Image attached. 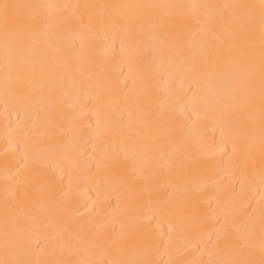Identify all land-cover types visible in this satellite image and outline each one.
Returning <instances> with one entry per match:
<instances>
[{"label": "bare ground", "instance_id": "bare-ground-1", "mask_svg": "<svg viewBox=\"0 0 264 264\" xmlns=\"http://www.w3.org/2000/svg\"><path fill=\"white\" fill-rule=\"evenodd\" d=\"M11 2L61 7L30 10L59 23L51 27L41 24L35 39L21 30L7 65L0 30V259L6 245L32 260H106L112 264L115 259L126 258L169 264L170 258L206 259L208 250L200 238L215 234L225 224L227 214L228 236L219 242L218 250L232 247L238 240L247 241L249 251L259 260L264 244V220L260 218L264 189L258 184L259 166L255 174L250 170L248 175H233L228 155H212L202 142L196 147L183 137L191 104L185 100L184 107L178 98L194 89H189L190 77L162 43L177 29L153 26L152 18L163 17V10L134 6L259 5L260 0ZM64 5L81 7L73 8L68 17ZM84 5L132 7L118 8L109 13L111 22L99 23L106 10ZM89 13L96 17L91 24ZM229 20L230 13L218 31L224 33ZM128 31L130 39L125 38ZM165 31L167 36H162ZM146 32H152L153 38L145 39ZM259 32L257 9L254 36ZM78 51L83 55H77ZM190 54L186 41L180 55ZM219 55L217 71L221 74L231 73L249 58L254 62L244 84L249 98L233 105L229 118H238L252 133L258 160L262 111L259 40L251 47L241 46L239 41L235 47L221 45ZM13 78L14 85L10 82ZM49 81L51 88L46 86ZM22 84L25 88L37 84L45 95L51 92L55 105H25L17 99ZM206 91L202 86V92ZM66 96L71 97V106L63 99ZM169 96L176 98L171 105L176 111L167 113L172 121L157 123V105H163ZM250 113H254L253 119ZM201 116L200 132L208 144L218 142L219 132L210 126L213 114ZM173 125L174 131H165ZM98 128L106 140L105 151L121 160L124 174L117 167L96 168ZM173 141H182L181 146L187 145L198 156L197 163L187 166L188 173L179 177L163 167L165 161L160 159L162 153L171 152ZM238 150L243 151V147L238 146ZM134 151L142 152L147 162H154V181L134 178ZM225 152L230 154L231 146ZM124 153H128L126 160ZM17 164H22L21 168L17 169ZM26 190L31 193L29 198L22 196ZM178 207L182 210L177 211ZM121 232L128 233L125 251L107 243L98 248L91 245L92 240L107 241Z\"/></svg>", "mask_w": 264, "mask_h": 264}, {"label": "snow or ice", "instance_id": "snow-or-ice-1", "mask_svg": "<svg viewBox=\"0 0 264 264\" xmlns=\"http://www.w3.org/2000/svg\"><path fill=\"white\" fill-rule=\"evenodd\" d=\"M60 8L59 5H30L11 2V0H0V30L3 32L4 38V54L6 65L9 62L12 52H14L18 36L21 30H24L25 35H31L33 39L36 36V30L43 25L51 27L53 21L45 17L33 15L32 9ZM68 17L72 16V9L81 7L80 5L62 6ZM84 8H102L105 9L103 18L99 23L111 22L109 13H114L118 8L132 7L124 5H84ZM137 8H152L163 10L164 16H154L152 18L153 26L159 28L167 25L168 27L175 26L176 32L166 41L167 46L171 50L172 60L178 61L183 66L186 74L190 77L187 80L190 91L187 96L178 98L179 103L184 107V101L188 100L191 104V110L187 112L188 119L184 123L183 137L194 142L196 147L202 142L208 153L218 155L225 153L229 156L231 164V172L233 175L241 173L248 175L251 170L255 174L257 165L259 166L258 184L264 189V0H260L259 5L248 4H203V5H185V4H165V5H137ZM258 9V18L260 22V32L258 37L253 34V25L256 20V11ZM231 16V20L227 21L225 32L218 31L219 26H223L226 21V14ZM96 21L95 15L88 14L89 24ZM80 23L83 24V17L80 18ZM225 33H228L227 35ZM131 32L128 31L126 39L131 38ZM167 36V31L161 34ZM145 39H152V32L144 33ZM260 43V61H259V76H260V104H261V135H260V153L257 160L253 151V142L251 139L252 133L243 126L241 121L230 116V109L233 105L243 104L249 98V93L245 90L244 84L254 68V62L249 58L248 61L234 69L231 73L221 74L217 71V64L220 60L219 49L221 45L236 46L239 41L241 46L248 45L251 47L255 40ZM190 50L189 56H182L180 53L185 47ZM79 45L77 48L79 49ZM77 55H83L77 52ZM185 74V73H181ZM13 85L15 79L10 80ZM24 83H27L26 79ZM47 87H52V82L46 84ZM202 86L207 87L206 92H202ZM39 85L27 84L25 88L22 84L17 91V99L23 100L25 105H49L54 106L56 103L54 95L50 92L45 95L40 92ZM65 102L71 106V97L66 96ZM176 101V98L169 96L163 105H157L156 122L160 124L170 123L172 116L167 114L175 112L176 109L171 105ZM151 101H146V104ZM27 111V108L25 109ZM213 114L210 120V126L219 132L220 140L213 144H208L206 138L200 132L199 122L202 118L201 113L207 116V113ZM195 116V120L192 117ZM249 118H254V113L249 114ZM71 120V117H69ZM55 123V121H49ZM191 125V126H189ZM175 126H171L165 131H174ZM97 136V144L99 146V156L95 160L97 169H109L113 167L121 168V174L126 172L125 168L121 167V160L113 156L111 152H106L104 145L106 140L103 133ZM181 142H172L170 153H162L160 159L165 161L163 167L174 172L177 177L182 174H187L190 164H195L198 161V156L194 155L187 145L181 146ZM231 146V152L226 153L225 150ZM238 146L243 147V151L238 150ZM133 159V175L136 179H143L146 182H152L156 179L154 172L155 164L149 163L144 159L143 153H132ZM128 158V153H124V159ZM23 163V162H22ZM22 164H17L16 168H21ZM35 179V177H33ZM14 183H18L14 181ZM251 187V185H250ZM27 188V185H26ZM148 191L149 189H145ZM7 191V189H6ZM31 193L25 191L23 198H29ZM219 203V202H218ZM182 210L178 207L177 211ZM213 212L216 210L213 209ZM260 218L264 220V193L260 195ZM228 219L225 214V224L212 235L207 237L201 236L200 243L208 250L206 259L199 260H173L169 259V264H264V244L261 245V258L256 260L247 241L238 240L232 247L224 249L217 248L221 240H225L228 236ZM264 227V226H262ZM173 229L170 226L169 231ZM99 235V234H97ZM128 233L121 232L118 237H109L107 241L92 240L93 248L102 247L104 243L110 246H115L117 251H125L127 248ZM171 240V238H170ZM189 245H185L187 249ZM87 251V248L85 249ZM200 251V249H197ZM0 264H108L106 260H32L22 258L19 254L9 250L5 246L4 258L0 259ZM112 264H155L154 261L146 259H115Z\"/></svg>", "mask_w": 264, "mask_h": 264}]
</instances>
